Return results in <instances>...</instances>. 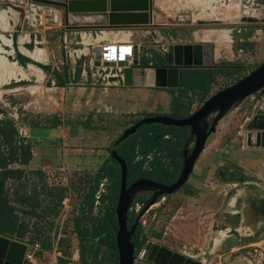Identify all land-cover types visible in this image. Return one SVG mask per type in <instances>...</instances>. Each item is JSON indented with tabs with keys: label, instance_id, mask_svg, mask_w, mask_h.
Masks as SVG:
<instances>
[{
	"label": "rangeland",
	"instance_id": "obj_1",
	"mask_svg": "<svg viewBox=\"0 0 264 264\" xmlns=\"http://www.w3.org/2000/svg\"><path fill=\"white\" fill-rule=\"evenodd\" d=\"M23 3L0 0V10L5 15V18L0 16V46L4 49L0 53V128L7 132L12 124L17 134L27 139L23 142L29 144L31 153L26 164L8 165L21 169L15 178H8L4 183L5 198L20 219L15 232L3 236L24 243L26 248L38 244L30 264H79L81 256L87 261L91 259L87 247L90 240L86 246L79 245L72 231L73 220L96 168L109 154V143L135 120L153 113H168L172 96L166 91L153 89L146 93L144 103L134 108L126 101H116L115 90L121 91V83L106 81L105 76L118 74L119 67L91 63V47L80 51L81 44L79 41L75 43L72 36L64 40H53L51 36L45 41L39 36L34 38L33 34H54L56 27L34 25L28 28L22 20L23 8H20ZM155 9L159 26L154 27L189 25L200 36L210 33L216 34L218 39L222 36L229 38L227 47H218L220 44L215 42L220 55L214 63L229 65L223 70L234 71L228 74L220 69L212 70L209 74L213 80L210 79L209 86L201 81L202 87H208L207 97L248 73L264 58V0H157ZM188 12L191 22L179 24L178 21L185 23ZM21 43L28 51L20 50L28 54L34 50L35 58L16 49ZM148 48L151 47H146L149 52L155 51V48ZM17 54L29 61L20 64ZM53 71L65 80V86L55 85ZM201 97L200 93L194 92L185 94L183 99L184 102L191 100L189 109L193 110L202 103ZM222 118L217 124L224 122ZM228 125L224 122L221 127L225 129ZM235 126L232 123L229 133L220 138V147L205 149L197 160L201 166L193 165L179 190L165 199L159 198L143 213L140 205H133L132 209L136 210L133 218L138 217L140 237H144L139 251L144 250L148 242L177 252L185 245L191 246V258L203 264H264L262 222L233 231L231 238L238 241L232 250L228 251V246L219 242L213 246L214 239L221 237L226 226L216 222L212 215L218 196H243L245 192L248 198L264 197V165L258 163V168L249 161L253 158L260 160L261 155L232 151L238 145L236 141H229L235 136ZM225 143L228 145L223 148ZM16 145L12 137L0 139V157ZM13 150L19 152L16 148ZM3 163L4 160L0 159V169ZM197 177L205 185L191 194L192 178ZM103 182L104 186L106 184L102 180L101 188ZM46 186L63 187V199L55 207V215L48 211L52 202L45 192ZM51 190L54 195L55 191ZM204 202H210V207H203ZM97 204L96 201L92 209L95 216L101 212V206ZM223 220L229 224L239 222L234 216ZM80 223L91 227L90 220L82 219ZM105 251L102 246L99 254L103 255ZM60 258L64 261H59ZM101 264H116V261L103 259Z\"/></svg>",
	"mask_w": 264,
	"mask_h": 264
},
{
	"label": "water",
	"instance_id": "obj_2",
	"mask_svg": "<svg viewBox=\"0 0 264 264\" xmlns=\"http://www.w3.org/2000/svg\"><path fill=\"white\" fill-rule=\"evenodd\" d=\"M37 4H45L54 7L60 13L61 25L65 29H95V30H121L129 27H154L159 26L155 17L157 11L152 6V0H107L108 12H106V0L96 2L80 0H29ZM92 5L94 9H91ZM138 8H120L133 7ZM90 8V9H89ZM185 23L191 22L189 12L186 13ZM243 25H239L242 27ZM176 32V31H175ZM149 63L147 58L139 54L135 49L130 61H119V76H111L110 81H120L123 86L178 89L182 74L186 69L212 67V45L208 42L169 43L160 47ZM99 65L98 61L94 62ZM104 66H108L106 62ZM112 65V64H111ZM243 67V66H242ZM248 108V117L244 124L242 134L243 145L247 148H264V58L242 77L231 84L218 89L206 97L197 109L188 117L182 119L171 118L166 115L145 116L130 126L124 128L108 145L109 157L117 165L118 193L112 212L115 216L116 228L114 241L116 248V264H203L198 259L187 257L177 251L157 243H146V262H135L133 233L138 217L127 228L126 212L135 196L146 189H157L155 195L143 204V211L149 204L156 201L159 195L171 194L180 188L192 171L193 164L203 149L207 137L214 132L218 120L226 114L230 108L241 100L254 95ZM215 113L210 122L207 117ZM159 123L176 127L189 126L194 135V142L189 155L184 160L176 180L163 185L148 179L137 178L127 186V166L124 160L117 154L116 146L127 136L135 132L142 124ZM26 245L6 236L0 235V264H26L24 251Z\"/></svg>",
	"mask_w": 264,
	"mask_h": 264
},
{
	"label": "trees",
	"instance_id": "obj_3",
	"mask_svg": "<svg viewBox=\"0 0 264 264\" xmlns=\"http://www.w3.org/2000/svg\"><path fill=\"white\" fill-rule=\"evenodd\" d=\"M155 54L156 51L153 52L154 56ZM16 56L20 64L29 61V59L21 55L17 54ZM205 71L206 70L202 68L186 69L182 74V79L179 85L180 87H182V90H180L176 95H174V89H164L172 96L169 99V113L171 115L173 114L177 117L183 115L184 113H187L186 111L190 107L191 100L187 99V102H184L183 98L185 97L186 92L187 94L188 92L200 93L202 96V101L207 97L206 92L208 91V87L206 89V87L204 86L206 84L207 86H209V83L211 82L210 79L213 80V77L211 75L208 76ZM233 71L234 70L227 72L226 70L224 72L232 74ZM53 75L56 79V86L63 87L66 85L65 80L62 79L58 72L53 71ZM203 80L205 81V85L202 87L201 81ZM87 85L88 84H86L85 86ZM0 130V139L7 140L8 138L12 137L17 145L11 148H16L19 150V152L17 153V151L10 148L9 150H7L5 156L0 157L1 160H4L3 166L1 167L2 169H0V234L10 236L15 232L17 222H19L20 218L16 212V209L11 206L5 198L4 183L8 178H15L14 176H17V174L21 172V169L16 167H9L8 165L26 164L31 157V153L29 144L27 142H23L27 141V139L19 136L17 134V130L12 124H10V128L7 132L2 130L1 128ZM176 130H178L177 127L160 125L158 123L142 124L136 128L135 132L127 136L116 146L117 154L124 160L127 166V181H130L138 176L161 180L164 172L160 171L156 167L157 162L155 158L151 160V169L146 170L141 168V160L135 159V156L138 154L144 156L147 152L146 147L161 144L158 140L159 137H161L165 133L176 135ZM180 141L181 139L179 138V134L177 133L176 139L174 141L166 140L162 144L166 147V149L173 153L177 150ZM8 143L10 144V141ZM118 177L119 172L117 165L114 160L109 157L108 154V156L96 168V171L90 180V185L88 186L82 198L81 205L79 206V212L73 220L72 231L75 234L76 238L79 240V245L86 246L87 242L90 240L87 247L89 248L88 250L90 252L91 259L90 261H87L83 258V256H81V258L79 259V264H101L103 259H107L113 262L116 261V248L114 241L116 222L112 210L116 202ZM102 180L106 181V184L104 186L103 182V188L102 190H99L98 196L96 198L95 195L98 191L99 183H101ZM51 189L55 191L54 195L52 194ZM62 191V186H46L45 188V192L49 196V201L52 202V205L48 208V211L52 212L54 215L56 214L55 207L58 206L63 199ZM20 198L23 202L26 201V199L22 197ZM141 200L142 199L139 198L136 200V202L140 203ZM96 201L98 202L97 205L101 206V212L99 216L92 215V209L95 208L94 203ZM36 203L38 202H35V204ZM82 219L90 220L91 227L88 228L86 225L81 224L80 222ZM132 220L133 216L127 214V223H132ZM140 232L141 229L138 221L132 237L134 253L140 249L141 245L144 242V237H140ZM102 246H105L106 250L103 255L99 254L100 248ZM81 249L83 250L82 247ZM59 261L63 262L64 260L60 258ZM26 264L30 263L26 262Z\"/></svg>",
	"mask_w": 264,
	"mask_h": 264
},
{
	"label": "crops",
	"instance_id": "obj_4",
	"mask_svg": "<svg viewBox=\"0 0 264 264\" xmlns=\"http://www.w3.org/2000/svg\"><path fill=\"white\" fill-rule=\"evenodd\" d=\"M80 1H88V2H96L97 0H80ZM20 3H23L19 0ZM28 0L23 3L20 10H22V20H24L25 25H27L28 28H33L34 24L32 23V17L33 13L32 10L30 11L29 8H27ZM91 6V7H90ZM152 6L153 8H157V0H152ZM91 9H94L92 5H89ZM18 8V7H17ZM89 8V9H90ZM120 8H138V6L133 7H120ZM108 10V4L106 0V12ZM169 11V10H167ZM189 26V25H188ZM188 26H160V27H129L121 30H108V29H102V30H95V29H65L63 26H55V33L54 34H33L34 38H37L38 36L42 38L43 41L46 40V37H50L53 40H64L65 37L72 36L73 40H75V43L79 41L81 44V50H88L87 47L90 46L93 50L95 46L98 44L104 43V42H129L132 43L133 46L137 47V52L141 54L143 57L147 58V61L149 63L154 62L152 59L154 57L152 52L147 51L146 47H151L148 49H154L156 52L157 50H160V47L165 46L169 43H186V42H208L212 45V62H215V59L219 57L220 53L219 50H216V43L220 44L218 47H227L229 38H222L218 39L216 34L212 35L210 33H207V35L200 36L194 29L189 28ZM184 28V29H183ZM31 32L33 30H30ZM176 31V32H175ZM34 32V31H33ZM223 32V30H222ZM57 33V34H56ZM223 34V33H222ZM55 35V36H54ZM211 38V39H210ZM71 40V39H70ZM4 42V41H3ZM216 42V43H215ZM5 43V42H4ZM64 43V41H62ZM144 43V45L142 44ZM8 44V43H5ZM143 46V50L142 49ZM1 47V46H0ZM2 48V47H1ZM16 48V45H15ZM26 50V47L23 43H21L19 46H17V50L23 53L24 55H30L31 57H34V50L32 52H24L23 50ZM36 48V47H35ZM34 48V49H35ZM218 49V48H217ZM4 49L2 48L0 50V53L3 52ZM84 53V52H80ZM234 54V53H233ZM4 58V55H1ZM29 56V57H30ZM11 64H14V62H10ZM207 71V72H206ZM205 72L210 76V72L212 70H206ZM119 83V82H118ZM227 86V85H226ZM86 88V87H85ZM157 90L158 88H145V87H133V86H123L121 85V91L117 92L118 90H115V94H117L116 101H123V103L130 104V107L134 108L137 107L139 104L144 103V98H146V93L150 90ZM120 90V89H119ZM162 91H165L164 89H160ZM114 91V90H113ZM256 94L251 95L243 100H241L239 103L235 104L230 110L226 112V114L223 116V121L227 123L228 126L223 129L221 125H224V122H219L216 125V128L213 133H211L208 137V141L204 143L203 149L199 153L197 159L194 162L193 165H198L197 167H200V163L197 162L199 159V156L202 155V153L207 149L208 147H220V138L225 137L226 133H229L230 127H232V123H235L236 131L235 136L229 140V141H236L238 144L236 147H233V152H243L247 155H261V159L259 158H253L250 159L251 163H255L254 166L259 168V165H264V148H254L250 147L247 148L243 145L242 140V134L244 132V124L248 117V108L250 104L252 103V99L254 98ZM142 99V101H141ZM238 118H241L240 121H238ZM222 128V129H220ZM228 144H223L222 147H226ZM199 161V160H198ZM260 163V164H258ZM193 188H189V192L191 194L198 192V189L201 187V185H205L203 181H201L200 178L197 177V179L192 178ZM257 185V184H256ZM258 186V185H257ZM197 189V190H196ZM262 189V188H261ZM188 192V193H189ZM257 194L259 193V190H256ZM246 193L243 192V196H238L237 194H234L232 197L229 198H222L218 196V204L216 209L213 210L212 215L215 216V221L218 223H225V232L222 233L220 238L214 239L213 246H215V243L218 242L221 243L223 246H228L227 249L232 250L233 246L237 243L238 239L231 238V233L238 232L240 228L245 229V226H251V223L256 225L257 223H263L264 224V197L262 196L257 198H248L249 196H245ZM240 202V203H238ZM202 205L203 207H210V202H207ZM255 209H254V206ZM201 207V208H203ZM231 216H234L237 220V224H232L228 222H224L223 219L228 220ZM244 225V227H241ZM264 228V225L263 227ZM258 230L256 231V233ZM243 240H246V238H243ZM196 245V244H194ZM216 247V246H215ZM189 248L191 246H185L182 245L181 250H179L180 253L187 257H193V253L189 254ZM196 249H200L199 246H196ZM198 254V253H197Z\"/></svg>",
	"mask_w": 264,
	"mask_h": 264
},
{
	"label": "flooded vegetation",
	"instance_id": "obj_5",
	"mask_svg": "<svg viewBox=\"0 0 264 264\" xmlns=\"http://www.w3.org/2000/svg\"><path fill=\"white\" fill-rule=\"evenodd\" d=\"M242 27H240V28H242ZM212 65H213L212 67H210L208 69H204V70H219V69H224L223 67H228L229 66V65L215 64L214 62H212ZM241 69H242V65H241ZM180 90H182V87H179L176 90L174 89V95H176ZM186 94H187V92H186ZM188 94H189V92H188ZM196 109H197V107L194 108L193 110H189V108H188V110L186 111L187 113H184L183 115L177 116V117L174 116L173 114L171 115L169 113L170 111L168 113H153V114H151L149 116H152V115H166V116H169L171 118L182 119V118L188 117ZM214 114L215 113H211L207 117V122L208 123L210 122V120H211V118L213 117ZM160 125H164V124H160ZM165 126H172V125H165ZM174 127H176V126H174ZM177 128H178V130H176V135H177V133L179 134V138L181 139V141L179 142V146H178V148H177V150L175 152H173V153L170 152L168 149H166V147L162 143L165 142L166 140L174 141L176 139V135H171V133H165L161 137H159V139H158L161 144L154 145V146H151V147H146L147 152L145 153L144 156H142L141 154H138V155L135 156V159L141 160V168L146 169V170H150L151 169V167H152L151 166V160L153 158H155V160L157 162L156 167L160 171L164 172V175L161 177V180L152 179V178H148V177H141V176L135 177L134 179H137V178L148 179V180H151L153 182H156L158 184H163V185H169V184L173 183L176 180V178L178 176V173H179V170H180L184 160L189 155V153H190V151L192 149V146H193V142H194V135L190 132L189 126H183V127H177ZM134 179H132V180H134ZM132 180L127 181V179H126L125 186H127ZM118 184H119V182H118ZM177 190H179V188ZM177 190H175L174 192H176ZM156 192H157V189H146V190H143V191L139 192L135 196L134 201L128 207L127 212H126V216H127V214L128 215H132V216L134 215L136 210L134 211L132 208H133V205H135V204L140 205V207L142 209L143 204H145L147 200H149L153 195H155ZM117 193H118V190H117ZM173 193H171V194H173ZM171 194L159 195V196L156 197V201L159 198L165 199V197H169ZM139 198H141L142 200H141L140 203H137L136 200L139 199ZM114 206H115V204H114ZM150 206H151V204H149L144 210L148 209ZM143 211H141V213H143ZM133 221H134V218L132 220V223H133ZM132 223H127V219H126L127 228H129V226ZM134 230H135V228H134ZM137 251H139V250H137ZM139 252H140V254H139V256H137L138 260H136V262H146L147 251L144 249V250L139 251ZM135 253H134V256H135ZM133 259H134V257H133ZM148 264H153V263L149 262Z\"/></svg>",
	"mask_w": 264,
	"mask_h": 264
},
{
	"label": "built area",
	"instance_id": "obj_6",
	"mask_svg": "<svg viewBox=\"0 0 264 264\" xmlns=\"http://www.w3.org/2000/svg\"><path fill=\"white\" fill-rule=\"evenodd\" d=\"M27 8H29L30 11L32 10L33 13L32 23L34 25L42 26L44 28H50L52 27V25L61 26L60 13L54 7L45 4H37V3L29 2ZM134 49L135 47L133 46V44L129 42H114V43L104 42L95 46L92 52L93 57L92 59H90V62L94 63L95 61H98L100 66H104L103 63L106 62L108 66L119 67L117 65V62L130 61ZM135 50L137 51V47ZM111 76H116L118 78L119 70H118V74L115 73V74L106 75L105 80L110 81L108 80V78ZM116 82L119 81L116 80ZM101 186L102 183H99V188L95 195L96 198L98 196L99 190H102ZM37 247L38 244L34 243L31 248L25 249L24 259L27 262L33 261V251L36 250ZM30 249L31 252L29 251ZM136 253L133 259V261L135 262L140 252H136Z\"/></svg>",
	"mask_w": 264,
	"mask_h": 264
},
{
	"label": "bare ground",
	"instance_id": "obj_7",
	"mask_svg": "<svg viewBox=\"0 0 264 264\" xmlns=\"http://www.w3.org/2000/svg\"><path fill=\"white\" fill-rule=\"evenodd\" d=\"M2 11L0 10V16L2 17V18H5V15L3 14V12L1 13ZM5 13V12H4ZM253 20H255V19H251L250 21H253ZM35 53V52H34Z\"/></svg>",
	"mask_w": 264,
	"mask_h": 264
},
{
	"label": "clouds",
	"instance_id": "obj_8",
	"mask_svg": "<svg viewBox=\"0 0 264 264\" xmlns=\"http://www.w3.org/2000/svg\"><path fill=\"white\" fill-rule=\"evenodd\" d=\"M27 262V261H26Z\"/></svg>",
	"mask_w": 264,
	"mask_h": 264
}]
</instances>
